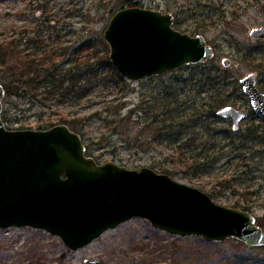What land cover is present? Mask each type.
Returning a JSON list of instances; mask_svg holds the SVG:
<instances>
[{
	"label": "rangeland",
	"instance_id": "1",
	"mask_svg": "<svg viewBox=\"0 0 264 264\" xmlns=\"http://www.w3.org/2000/svg\"><path fill=\"white\" fill-rule=\"evenodd\" d=\"M127 1L0 0V46L14 41L15 51L30 54L39 49L64 51L88 44L93 48L80 56L93 52L97 58H109L104 33L113 15L129 8ZM133 1H139L141 8L172 13L175 29L203 35L215 56L203 64L139 81L125 78L111 63V67L102 68L99 83L80 101L58 103L53 99L32 104L5 97L3 115L10 120L5 123L7 128L45 130L66 124L82 136L86 154L99 163L112 161L138 171L148 167L168 174L205 192L217 204L251 212L264 230V120L253 116L251 101L240 83L255 74L264 93V37L251 35L255 29H264V0ZM65 58L58 55L55 61ZM0 67L4 72V66ZM206 72L217 80L224 79V93L213 98L209 95L218 92L195 86ZM219 97L225 102L213 109L216 115L225 106L248 115L237 130L228 119L204 116ZM172 101L171 107L197 113L192 134L197 139L192 138L193 147L180 150L184 157L172 150L177 144H171L169 134L163 131L157 136L144 127L153 114H162L163 105ZM119 107L120 116H116ZM139 107L142 110L137 112ZM129 112L130 119L114 127L113 122ZM224 128L238 131L240 136L231 141ZM118 130L126 131L134 142L129 145L121 141ZM248 130L250 134L242 139ZM155 136L157 139L152 140ZM240 243L236 239L210 242L200 236H178L136 217L72 251L46 231L10 227L0 229V264H85L87 260L103 264H235L236 255L241 257L240 264H264V247H243Z\"/></svg>",
	"mask_w": 264,
	"mask_h": 264
},
{
	"label": "water",
	"instance_id": "2",
	"mask_svg": "<svg viewBox=\"0 0 264 264\" xmlns=\"http://www.w3.org/2000/svg\"><path fill=\"white\" fill-rule=\"evenodd\" d=\"M174 24L172 13L140 7L117 11L104 33L111 63L125 78L139 81L215 56L203 35L183 33ZM251 35L264 37V29ZM240 83L254 113L264 120V93L256 75ZM5 96L0 82V229H40L77 251L141 217L178 236L210 242L236 239L264 247V230L251 212L217 204L200 189L148 167L138 171L112 161L99 163L86 154L82 136L66 124L45 130L7 128L2 116ZM217 116L232 121L237 130L248 115L225 106Z\"/></svg>",
	"mask_w": 264,
	"mask_h": 264
},
{
	"label": "trees",
	"instance_id": "3",
	"mask_svg": "<svg viewBox=\"0 0 264 264\" xmlns=\"http://www.w3.org/2000/svg\"><path fill=\"white\" fill-rule=\"evenodd\" d=\"M127 2L129 3V8L141 7L139 1L128 0ZM39 43V47L42 48V41ZM12 44L14 45V41L6 44L4 43L0 46V66H4L2 68L5 69L4 72H2L0 67V82L5 88L6 98H15L22 101L28 100V102L32 104L41 100L46 103L53 99L57 100L58 103L71 100H83L99 83V76L102 68L104 66H112L111 61H109V58L106 56L104 58H97L94 56L93 52L80 56L82 53L90 51L93 48L88 44H77V46L72 49H66L64 51L39 49L37 52L30 54L18 53L15 51L16 45L13 47ZM29 44L31 43L29 42ZM58 55L67 58H65L66 60L63 62L58 63L55 61ZM79 57L83 58L80 59ZM64 65L70 66L66 68ZM220 79L221 80H217L214 77L212 78L210 72H206L205 75L196 82L195 86L198 87L199 90H207L206 92H209L211 89L213 90L211 92H218L214 93V95H209L214 98L215 94L224 93L223 90L226 87V84L222 83L224 79ZM224 100V97L216 98V103L211 105L212 111L204 116L217 119L218 117L213 109L222 106L225 102ZM173 103V101L168 104L165 103L163 105L164 112L158 115L153 114L152 121L144 127L151 129L153 134L158 133L157 136L163 135L164 132L169 134L168 137H172L170 139L171 144H177L175 147L176 149L173 148L172 150L178 154L180 153V157H184V154H182L180 150L182 151L184 148L193 147L195 144L193 145L194 141L192 138L197 139L192 135L193 131H195L194 125L198 121L197 113H186L185 110H180V107H171ZM41 106L44 107V104ZM196 108L198 107L196 106ZM117 109L116 116H120L119 110H121V108L119 107ZM136 110L140 112L142 108L139 107ZM42 113L43 110L41 111V114ZM131 114L132 112H129V114L124 115L122 118H117L118 121L115 120L113 122L114 127L121 126V123L130 119ZM161 116L163 117L161 118ZM253 116H256V114L253 113ZM3 120L5 123L10 121L4 115ZM65 121L66 120H62L61 122L64 123ZM175 126L178 129H173ZM118 131L121 141L129 145L134 142V139L131 138L126 131ZM223 132L226 133L227 138L231 141H234L237 134L240 136L238 131L234 132L230 128H224ZM249 134L250 130L244 131L241 138L245 139ZM157 136H155V138L152 137V140L157 139ZM191 143L192 145H190ZM195 149H197V147H195ZM240 245L246 247L242 242ZM233 259H235V264H240L239 261L241 257L236 255Z\"/></svg>",
	"mask_w": 264,
	"mask_h": 264
}]
</instances>
